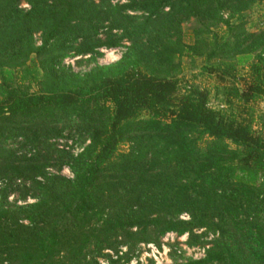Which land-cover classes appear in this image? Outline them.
<instances>
[{
  "label": "trees",
  "instance_id": "1",
  "mask_svg": "<svg viewBox=\"0 0 264 264\" xmlns=\"http://www.w3.org/2000/svg\"><path fill=\"white\" fill-rule=\"evenodd\" d=\"M257 2L0 0V264H98L106 249L129 264L166 233L201 244L199 229L218 233L204 257L171 264H264V31L241 21ZM116 48L83 75L63 64ZM183 55L218 74L244 58L243 88L211 108L180 88ZM66 131L88 137L77 155ZM62 167L72 178L46 171ZM15 189L34 202L11 204Z\"/></svg>",
  "mask_w": 264,
  "mask_h": 264
},
{
  "label": "rangeland",
  "instance_id": "2",
  "mask_svg": "<svg viewBox=\"0 0 264 264\" xmlns=\"http://www.w3.org/2000/svg\"><path fill=\"white\" fill-rule=\"evenodd\" d=\"M112 4L117 2L124 3L126 0H110ZM20 8L27 10L29 7L27 4L22 3ZM224 19L227 18V14H224ZM244 22V27L249 32H257L264 31V2H257L254 4L248 11L243 14L242 20ZM234 23H238V21H234ZM190 24H185L184 29H188ZM224 25L220 24L217 29H214L212 33L217 34L218 36L222 35L224 32ZM187 37L190 35L189 31H186ZM34 40L36 45L39 46L40 35L36 34L34 36ZM187 42H189L188 38H185ZM123 45L127 46L128 43L126 41L123 42ZM123 48L116 49H100L101 53L100 57L96 58V62H91L89 56H77V57H69L63 61V64L66 67H70V69L79 75H83L88 72L91 68H93L96 64L101 66L110 65L118 61L123 53ZM180 63V74L178 75V79L180 82V88L182 90L188 89L189 87H197L201 90H204L208 93V105L213 109L223 108V91L225 87H238L239 89L243 88L242 78L247 74V66L246 60L236 58L234 59L232 66L228 69L227 74H218L213 73L212 71L206 70L205 67H212L215 63H205L202 59H192L187 55H183L179 59ZM32 90H35L33 87ZM225 108V107H224ZM254 122L253 128L255 131L260 132L262 129V120L261 114L264 113V99L259 101L254 105ZM143 117L145 115H142ZM264 131V130H263ZM63 136L67 143L72 144L75 148H79V146L88 143V137L86 134L79 135L71 132V137L69 138L68 131H66ZM62 139V140H64ZM9 148H17L18 145L15 143L9 144ZM58 148V147H57ZM122 150H127V146H123ZM46 171L49 174H56L67 179L71 172L67 169V167H62L59 171L56 168H47ZM17 184H19L17 182ZM28 185V184H27ZM35 199L31 196H27L25 200H21L20 193L18 191L12 192L8 201L11 204L23 205L25 203H32ZM264 215V214H263ZM185 215H182L184 217ZM185 218V217H184ZM186 219V218H185ZM195 234L201 235V244H197L194 246L187 245V237L185 241L181 239L183 236L168 238L166 242L163 241V236L159 239V246L164 245L165 248L168 249L167 261H164L163 264H171V260L177 259L178 261H188V260H199L202 259L205 255V251L211 247L212 241L218 237V233L207 231L205 229H199L195 231ZM187 235V234H185ZM159 247V248H160ZM124 248L123 251L127 252V247L122 246ZM137 250H140L139 246ZM136 250V251H137ZM142 250L140 251V253ZM135 256V253H134ZM144 257V256H143ZM143 257H141L143 259ZM113 259V250L106 249L102 251L101 256L97 258L98 264H109V259ZM89 259V258H88ZM87 259V260H88ZM149 261V260H148Z\"/></svg>",
  "mask_w": 264,
  "mask_h": 264
},
{
  "label": "built area",
  "instance_id": "3",
  "mask_svg": "<svg viewBox=\"0 0 264 264\" xmlns=\"http://www.w3.org/2000/svg\"><path fill=\"white\" fill-rule=\"evenodd\" d=\"M62 141H58V148L59 149H63V150H68V147H65ZM70 145V143H69ZM82 151V148H74L71 152L74 155H77L78 153H80ZM68 178H72V174H70L68 176ZM183 219H185L184 217H182ZM177 237L176 234L170 232V233H166L163 241L166 242L168 240V238H172V237ZM187 237V235H183L181 237V239H183L185 241V238ZM140 250H137L135 252V256L132 258V260L129 262V264H148V260H152L154 262V264H163L164 261H167V254H168V249L164 247V245H161V247H157L156 245L152 244V243H148V244H140L139 245ZM123 251L125 250L124 248H121ZM142 250V252L140 253V251ZM121 254V253H120ZM144 256V257H143ZM143 257V259L141 258ZM115 258V257H113Z\"/></svg>",
  "mask_w": 264,
  "mask_h": 264
}]
</instances>
